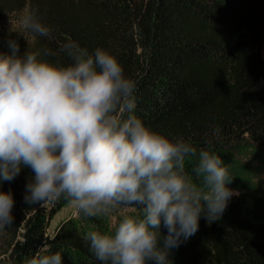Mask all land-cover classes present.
Listing matches in <instances>:
<instances>
[{
  "label": "trees",
  "instance_id": "16d2710c",
  "mask_svg": "<svg viewBox=\"0 0 264 264\" xmlns=\"http://www.w3.org/2000/svg\"><path fill=\"white\" fill-rule=\"evenodd\" d=\"M31 11L48 36L10 31L11 16ZM28 37V43L25 37ZM39 52L57 66L72 63L65 44L114 56L135 83L132 115L171 141L182 139L221 157L230 174L255 172L264 162V0H0V54L9 42ZM126 118L128 113L123 114ZM185 162V174L199 183ZM23 168L0 191L14 199L13 223L0 229L9 241L1 264H28L59 252L62 264H102L84 239L90 231L112 233L125 216L142 218L139 207H119L116 219L83 212L49 221L68 200L27 205L33 176ZM238 192L222 218L199 219L198 231L169 252L170 264H264V189L232 179ZM161 233L166 229L161 224ZM162 246V244H161Z\"/></svg>",
  "mask_w": 264,
  "mask_h": 264
},
{
  "label": "clouds",
  "instance_id": "9594fccd",
  "mask_svg": "<svg viewBox=\"0 0 264 264\" xmlns=\"http://www.w3.org/2000/svg\"><path fill=\"white\" fill-rule=\"evenodd\" d=\"M10 22V31L49 35L28 10ZM9 48L0 54V184L28 168L34 175L27 205L63 197L89 217L139 207L142 218L125 216L112 233L84 237L102 264H170L169 252L198 231L202 214L208 223L222 218L239 194L227 187L229 166L208 150L197 157L191 144L171 141L132 115L135 83L114 56L65 44L72 63L57 66L39 52L21 55L15 41ZM190 157L198 159L192 172L199 183L185 174ZM13 207L11 192L0 191V229L13 223ZM28 264H62V256L37 254Z\"/></svg>",
  "mask_w": 264,
  "mask_h": 264
},
{
  "label": "rangeland",
  "instance_id": "374dc122",
  "mask_svg": "<svg viewBox=\"0 0 264 264\" xmlns=\"http://www.w3.org/2000/svg\"><path fill=\"white\" fill-rule=\"evenodd\" d=\"M25 11H23L22 13H24ZM22 13H17L14 16H11L10 21L15 22L18 20V18L20 17V15ZM8 22V26L10 28H12V24L11 22ZM17 30H20L19 28H17ZM23 32V30H20ZM26 41L29 43L30 40L29 38L26 36L25 37ZM263 164V166H255V172H247L246 170H238L236 172H234L232 174V177L234 180L237 181H243L246 179H249L250 183L252 185H255L257 187L263 188L264 189V162H261ZM232 183V182H231ZM231 183L229 185H227V187H231ZM76 208L75 206L70 202L67 201L64 205H62L56 212L55 214L52 216V218L49 221V225L47 228V232L52 235L54 228L56 227V225L61 222L62 220H64L67 217L70 216H75L76 215ZM119 211L113 212L112 214H110L109 219L111 221V223H113L116 219V215ZM9 241V237L7 236V234H0V264H1V259H3L5 257V253L4 250L7 248V244Z\"/></svg>",
  "mask_w": 264,
  "mask_h": 264
}]
</instances>
